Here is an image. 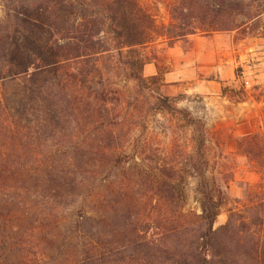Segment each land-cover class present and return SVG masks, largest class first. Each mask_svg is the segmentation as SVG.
<instances>
[{
	"label": "rangeland",
	"instance_id": "obj_1",
	"mask_svg": "<svg viewBox=\"0 0 264 264\" xmlns=\"http://www.w3.org/2000/svg\"><path fill=\"white\" fill-rule=\"evenodd\" d=\"M171 1L143 0L157 21L167 24L173 20ZM75 9L80 12L81 5ZM5 17L0 0L1 24ZM105 35L111 42V33ZM151 50L155 59L144 73L161 71L172 84L173 105L200 119L199 127L175 107L158 109L156 99L143 95L120 70L109 74L107 107L109 119L125 124H114L112 137L94 128L102 115L79 100L61 123L38 122L41 96L24 97V79L0 81L11 124L34 123L39 130L33 136L0 133V264H74L94 252L104 253L105 264H123L113 258L153 254L156 247L146 242L160 236L156 214L166 201L158 183L178 192L167 200L174 220L203 223L194 158L211 185L217 177L230 186L214 228L226 224L233 210L247 219L264 212V12L248 26L162 38ZM55 69L30 85L37 89L62 77ZM102 153V164H94ZM123 154L130 163L121 162ZM97 198L103 199L99 212L91 206ZM135 229L143 242L139 247L130 243Z\"/></svg>",
	"mask_w": 264,
	"mask_h": 264
},
{
	"label": "trees",
	"instance_id": "obj_2",
	"mask_svg": "<svg viewBox=\"0 0 264 264\" xmlns=\"http://www.w3.org/2000/svg\"><path fill=\"white\" fill-rule=\"evenodd\" d=\"M78 3L80 12L75 9ZM4 5L5 23H0V81L24 79V97L28 95L34 100L38 94L41 96L38 122L49 123L57 118L59 124L74 113L70 112L75 108L74 100L84 102L85 107L102 115L94 119L93 126L109 137L114 124H125L122 119H109L110 73L120 70L137 82L143 95L149 93L156 99L158 109L175 107L199 127L200 119L192 117L186 108L173 105L176 98L169 93L172 84L164 80L161 71L149 76L144 73L145 66L155 59L153 44L162 38L242 28L264 12V0H172L173 20L167 24L159 23L143 0H4ZM106 32L111 33V42ZM53 68L61 69L62 77L47 79L37 89L30 85V81L37 82L43 72ZM225 89L228 90L227 86ZM7 109L0 94V133L33 136L39 131L34 123L26 128L13 126ZM75 120V127L80 130L77 116ZM77 129L75 136L79 135ZM246 138H254L256 143L258 137L247 134ZM253 149L250 145V152ZM123 156L121 162H131L126 154ZM102 157L103 153L92 162L102 164ZM194 161L192 173L200 174L197 191L199 188L203 210L199 218L203 223L194 225L177 217L174 220L167 200L178 192H174L173 185L167 183L169 187H165L167 184L158 183L159 197L166 199L160 202L161 210L156 214L155 226L160 229V236L146 242L156 247L155 252L113 260L123 264H264V212L257 210L247 219L244 213L233 210L226 224L214 228L223 204L228 201L230 186L217 177L211 185L203 177L206 172L198 165V159ZM102 200L97 198L91 204L97 212ZM121 221L130 224L128 219ZM137 235L135 229L130 243L139 247L143 242ZM105 259L104 253L94 252L74 264H105Z\"/></svg>",
	"mask_w": 264,
	"mask_h": 264
}]
</instances>
